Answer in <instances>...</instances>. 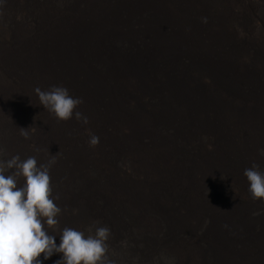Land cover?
<instances>
[{"label": "bare ground", "instance_id": "obj_1", "mask_svg": "<svg viewBox=\"0 0 264 264\" xmlns=\"http://www.w3.org/2000/svg\"><path fill=\"white\" fill-rule=\"evenodd\" d=\"M55 1L11 0L9 10L0 7V39L11 41L5 49L0 44V126L6 124V130L0 129V159L19 154L21 159L35 156L38 164L55 160L50 182L61 212L50 233L58 236L64 227L86 230L94 223L109 228L107 256L112 264H264V201L252 199L243 175L255 162L251 157H264V110L257 106V87L264 89V82H253L259 74L253 63L264 73V56L263 51L244 49L242 40L253 29L264 32V0H147L144 5L151 11L140 31L127 21L134 14L133 0H79V6L72 5L79 2L75 0ZM27 30L34 32L32 48H25V36H17ZM127 35L143 39V47L135 48L131 37L119 40ZM167 38L174 39L172 49L171 42L161 40ZM240 38L243 43L237 45ZM199 42L210 48L208 56L203 57ZM244 56H250L249 64ZM199 59L207 68L198 67L199 77L191 78L190 68ZM28 62L35 65L30 68ZM39 69H45L44 83L31 85ZM198 79L210 87L187 86V80ZM52 85L82 98L74 113L87 117V124L75 114L58 120L40 105L34 90ZM143 110L152 123L149 132L139 128ZM111 120L120 128L130 121L134 136L115 137ZM202 123L213 133L214 150L199 155V168L182 144L188 138L192 150L204 151L198 141L206 134ZM30 124L33 132L25 139L21 127L28 130ZM72 126L80 133L78 142ZM93 134L98 137L94 146L89 144ZM137 137L150 142H136ZM258 165L264 171V161ZM201 168L206 187L223 180L225 197L203 196L208 189L197 176ZM117 173L120 179H115ZM233 190L249 202L237 201ZM188 192L200 198L196 208L186 200ZM203 214L206 219L200 220ZM189 223L200 232L194 233ZM60 255L44 264H53Z\"/></svg>", "mask_w": 264, "mask_h": 264}, {"label": "clouds", "instance_id": "obj_2", "mask_svg": "<svg viewBox=\"0 0 264 264\" xmlns=\"http://www.w3.org/2000/svg\"><path fill=\"white\" fill-rule=\"evenodd\" d=\"M34 91L40 105L56 119L68 120L75 114L87 124V117L74 113L82 98L72 96L66 87L52 85ZM20 134L28 138L26 128L21 127ZM97 143L98 137L91 135L89 144ZM54 163L38 164L35 156L21 159L19 154L0 159V264H44L54 254L61 255L53 264H112L107 256L109 228L94 223L86 230L64 227L58 236L50 233L61 212L54 203L58 197L52 196L50 168ZM243 175L252 199L264 201V171L253 162Z\"/></svg>", "mask_w": 264, "mask_h": 264}, {"label": "rangeland", "instance_id": "obj_3", "mask_svg": "<svg viewBox=\"0 0 264 264\" xmlns=\"http://www.w3.org/2000/svg\"><path fill=\"white\" fill-rule=\"evenodd\" d=\"M5 1V2H4ZM15 1H17V3H19V2H21V0H15ZM47 2H49V0H46ZM75 1H79V0H75ZM74 1V2H75ZM101 1V0H100ZM2 2H3V5L2 6H0V7H6L7 6V8L9 7V5H11L10 4V2H11V0H3V1H1L0 2V4H2ZM7 2V3H6ZM53 2H55L56 4H58V1H55V0H53ZM135 3H136V6H135ZM144 3H145V5L147 4V0H144V1H142V0H137V2L136 1H134L133 0V4H132V7L134 6V14H136V15H134V14H132V13H130V17H129V19H127V21H129V23L131 24V22H132V24L134 25V31H140L141 30V23H142V20H143V17L145 18L147 15V13H150V11H151V9L150 8H148V6H145L144 5ZM81 4V1H79V2H77V3H73L72 5L74 6V5H76V6H79ZM142 6H143V8H142ZM127 8H129V7H127ZM140 8V9H139ZM146 8V9H145ZM82 9H84V8H81V10ZM130 9V8H129ZM143 9V10H142ZM8 10H9V8H8ZM144 11V12H143ZM146 11V12H145ZM86 12H87V10H86ZM173 13H176L177 15L180 13V12H178V11H174V9H173ZM138 14H140V15H138ZM86 15V14H85ZM89 16H91V15H89ZM131 18H133L134 19V21H133V19H131ZM136 18H138V19H136ZM136 19V20H135ZM160 20L158 19V21L157 22H159ZM256 20H254V23H257V21L255 22ZM156 21H154V23H157ZM28 23H30L31 25H35V26H37L36 24H37V22L35 23L33 20H31L30 19V21L28 22ZM90 23V22H89ZM88 23V24H89ZM130 24H129V26H130ZM86 27V25L84 26V28ZM98 28H100V27H98ZM26 29H28V28H26ZM90 31L89 32H91V30H93L92 29V24H91V26L88 28ZM137 29V30H136ZM96 29H94V31H95ZM28 31V30H27ZM253 31H254V34H250V36L249 35H246V36H244L243 37V41H244V43H243V41L241 40V38L240 39H237V43H239V44H237V45H241L242 43H243V47H244V49H246L245 47H247L248 49H250V50H253V52L254 53H260L261 52V54H262V51H263V56H264V32L263 31H261V30H256V29H253ZM256 31H258L257 33H256ZM261 31V32H260ZM19 33L17 34V36L20 38V39H23L22 37H24L25 36V38H24V40L22 41L23 43H24V41L26 42V46H25V48H32V47H34L35 46V42H36V40L34 41L33 40V38H32V36L31 35H33V33L34 32H30V31H28L29 33H27L26 35H24V34H22V33H20V31H18ZM89 34V33H88ZM95 34V33H94ZM20 35V36H19ZM128 36V37H127ZM126 37H125V39H119V40H121V41H126L127 39H129L130 37H131V39L133 40V42H134V47L135 48H142L143 46H141L142 44H143V39L141 40V39H139L136 35H127ZM26 37H28V38H26ZM92 37V36H91ZM258 37V38H257ZM32 38V40L31 41H29L28 39H31ZM135 38H138V39H135ZM257 40H256V39ZM249 39V40H248ZM3 39H0V44H1V47L2 48H6V47H9L10 45H9V43H11V41H7V39H4L3 41H2ZM161 40H165V41H167V42H171V44L169 45V48L170 49H172L173 48V43H174V39L173 38H167V39H161ZM185 40H187V39H185ZM240 40V41H239ZM251 40H252V42H251ZM247 41V42H246ZM8 42V43H7ZM37 42H38V40H37ZM256 42V43H255ZM28 43V44H27ZM182 43L183 42H181V43H179V45H182ZM254 43V44H253ZM178 44V43H177ZM261 44V46H259ZM198 45L200 46V48L204 51V55H203V57H205V56H208L209 55V53H208V51L207 50H209L210 48H208V47H206L205 45H203L201 42H199L198 43ZM248 45L250 46V47H248ZM123 46H125V45H123ZM156 46H154L153 48H155ZM205 47V48H204ZM236 47H238V46H236ZM257 47V48H256ZM117 48H118V50H120V47H119V44H118V46H117ZM256 50V51H255ZM258 50V51H257ZM122 51V50H121ZM248 51V50H247ZM250 56H251V54L250 53H248ZM189 56H192V55H190L189 54ZM250 56H244V57H241L242 59H243V61H244V63H247V64H249L250 63ZM181 57V56H180ZM183 57H181V64H185L186 63V60L183 58ZM202 60V61H201ZM249 60V61H248ZM27 61H30V60H27ZM185 61V62H184ZM199 62V63H198ZM197 63H196V65H195V67H192V68H190V70H191V78H193V77H195L197 74H198V71H197V69H198V67L199 68H201L202 69V67L203 68H207V67H205V66H202L203 64H204V59H199V61H198ZM238 64L237 65H239V62L238 61H236ZM249 62V63H248ZM254 62H256L257 63V61H254ZM30 63V64H29ZM32 63V64H31ZM200 63H201V65H200ZM256 63H253V65L254 66H256V68H254L253 70H255L257 73H259V74H254L255 76H254V78H253V82L255 81L256 83H261V82H264V73H263V71H261L260 69H262L261 67H259V64H256ZM27 64V63H26ZM34 63L33 62H28V66L30 65V68L32 67V66H34L33 65ZM198 65V66H197ZM196 68V69H195ZM259 68V69H258ZM40 70V72L39 73H34V77H32V78H34V79H32V82H31V85H34V84H40V86L41 85H43V81H44V77H45V74L43 73L44 71H45V69H39ZM42 70V71H41ZM193 70H195V71H193ZM236 71H237V69H236ZM260 71V72H259ZM197 73V74H196ZM229 73V72H228ZM263 73V75H261ZM44 74V75H43ZM192 74H193V76H192ZM195 74V75H194ZM233 74V71H231L230 72V75H232ZM39 75V76H38ZM43 75V76H42ZM160 75V74H159ZM37 77V78H36ZM199 76L197 75V78H198ZM36 79V80H35ZM42 79V80H41ZM187 79V78H186ZM205 79V78H204ZM263 79V80H262ZM35 80V81H34ZM233 79H231V80H229V82L231 83L230 84V86H231V88H233V89H235L236 88V86H237V84H235V82L234 81H232ZM39 81V82H38ZM155 81H156V79H154L153 80V83H155ZM258 81V82H257ZM239 83H240V87H241V85L245 88V82L243 81V80H239L238 81ZM196 83H198L199 85H201V86H203L204 88H207V87H210L203 79H198V80H187L186 81V84H187V86L189 87V88H191V86H194V84H196ZM148 84H150V85H153L150 81L148 82ZM155 85V84H154ZM249 86H250V84H249ZM248 86V87H249ZM155 87V86H154ZM248 87H247V89H248ZM257 87V86H256ZM255 87L254 86H252V89H254ZM45 88L43 87L42 88V90H44ZM257 89L260 91L259 92V95H260V100H259V103L257 104V106H258V108L259 109H261V110H264V89H260L259 87H257ZM130 90V89H129ZM209 90V89H208ZM210 92H213L211 89L209 90ZM257 95H258V93H257ZM30 96H32V95H30ZM214 96H216L218 99H223L224 98V100H227L228 98L227 97H225L224 96V94H223V96H220L217 92H215L214 93ZM34 97V96H33ZM220 97V98H219ZM222 97V98H221ZM262 98V99H261ZM138 99L142 102V99L141 98H139L138 97ZM228 101V100H227ZM262 101V102H261ZM145 103H147V102H145ZM145 103H143L142 102V104H145ZM135 104V103H134ZM149 104L147 103V104H145V108L146 107H148V108H150V105L148 106ZM238 109V108H237ZM103 111V109H101V112ZM149 111V110H148ZM217 111V110H216ZM99 113H100V110L98 111ZM220 113H223L222 111H219ZM218 111L216 112V113H219ZM144 113H145V111L143 110V113H142V115L141 114H139L140 115V118H141V125L142 126H140L139 128H141V127H143L145 130H143L144 132H149V131H147V130H152L151 129V125H152V123H151V121L149 120V119H147V117H145L144 116ZM212 114V113H211ZM142 116V117H141ZM145 117V118H144ZM144 118V119H143ZM209 118H211V119H213V120H215V118L212 116H210ZM147 119V120H146ZM251 121L253 120V118H251L250 119ZM112 121V123H110V124H112V125H114V124H116L115 125V127H113V129H115L116 128V130L118 131V132H116V133H113L114 135H116L117 133H119V134H121V136L123 137V139L124 140H126L127 138V140H129V139H131L134 135L132 134V132L131 131H133V128H132V123L130 122V121H127L125 124H121V128H120V125H118L117 126V124H119V122L118 123H116V121H113V120H111ZM136 122H138L137 120H135ZM144 121V122H143ZM115 122V123H114ZM253 122V121H252ZM204 123V122H203ZM202 123V126H203V128L202 129H205L204 131H205V133L206 134H202L199 138H198V141L200 142V143H202L203 144V148H204V151L203 152H201L200 154H199V151H198V147H197V149H195V151H194V149L192 150L190 147L191 146H189L190 144H191V141L187 138L184 142H183V146L186 148V151L188 150L189 151V154H190V156H189V158L190 159H196L195 160V164H196V162L197 161H199V155H202V153H210V154H213L211 151H213L214 150V148H213V144H212V138H213V133L209 130V128H207V127H205V125ZM74 124H75V122H74ZM144 124V125H143ZM151 124V125H150ZM212 125H214V122H212L211 123ZM108 124H102V126H107ZM126 125H128V126H130V127H128V126H126ZM75 126V125H74ZM123 126H125V127H123ZM221 126V122H219V127ZM111 128H112V126H110ZM33 126L30 124V128H29V126H28V134H31L32 132H33ZM119 128V129H118ZM138 128V129H139ZM0 129H4V130H6V124H2L1 126H0ZM75 130V127H73L72 126V130ZM126 129V130H125ZM30 130V131H29ZM67 131L69 130V129H66ZM70 131V130H69ZM76 131V130H75ZM123 131V132H122ZM77 133V135H75V136H77V137H75V140H77V142L79 141V139H80V133L78 132V131H76ZM131 133V134H130ZM151 136H153V134H152V132H151ZM199 135L197 134V137H198ZM210 138H209V137ZM115 137H117V135L115 136ZM154 137V136H153ZM77 138V139H76ZM138 138V139H137ZM137 138H135V140H136V142L137 141H139L140 139H141V141H140V143H145V144H148L150 141V139L149 140H147L146 138H141V137H137ZM191 138H193V137H191ZM208 138H209V140H208ZM144 139V140H143ZM193 139H196V138H193ZM201 140V141H200ZM120 141V140H119ZM154 141V140H153ZM187 141H188V143H187ZM161 142V141H160ZM204 142V143H203ZM153 143V142H152ZM190 143V144H189ZM156 144V142H154V145ZM186 144V145H185ZM188 145V146H187ZM210 146H212V147H210ZM131 147V146H130ZM196 147V146H195ZM202 147V146H201ZM165 149V148H164ZM176 151V149H174L173 151H172V153L174 154V152ZM193 152V153H192ZM101 155H103V156H107L108 154L105 152V153H103V151L101 150ZM260 157H261V159H260ZM255 159V163L256 164H260V162H262V161H264V157L260 154L258 157H251V160H254ZM211 164V163H210ZM197 165V164H196ZM198 166V165H197ZM218 166V165H217ZM199 167V166H198ZM219 167V166H218ZM200 168V167H199ZM200 170V169H199ZM201 171L203 172V170H202V168H201V170H200V173H201ZM121 173V172H120ZM200 173L197 175V176H199V177H203L204 176V174L203 173H201V176H200ZM121 174H123V173H121ZM121 174H119V173H117V175L116 176H114L115 177V179H120V178H118V177H120V175ZM103 175V174H102ZM127 175H132V172L130 171V170H128V174ZM196 176V177H197ZM196 177H194V181H196V180H198ZM196 178V179H195ZM219 178V177H218ZM204 179V180H203ZM203 179H202V183L204 184V186L203 187H206L205 185V183L206 182H204L205 181V177H203ZM134 181H136L137 183H139V184H141V182H142V179H140V178H138L137 176H135L134 175ZM223 180H213L210 184H211V188H210V186H208V187H206L207 189H208V192H206L203 196H206V198L207 199H210V200H212V197H213V194H215L216 196H218L219 198L220 197H225L224 195H223V192H221V188H222V186L224 187V185H222L223 184V182H222ZM195 183H197V181L195 182ZM221 184V185H220ZM109 187H110V185H109ZM206 189V190H207ZM211 189V190H210ZM205 190V191H206ZM220 190V191H219ZM143 191H145V190H143ZM234 191V195H235V197H237L236 198V200L237 201H239L240 203H242V202H244V201H246V202H249V200H248V198L242 193V194H240V191L238 190V192H237V190H233ZM178 193V192H177ZM210 193V194H209ZM188 194L189 195H187L188 196V199H186V200H188L189 202L188 203H190V204H192L193 205V207H195V205H199L198 203H200L199 202V200H200V198H196L195 196H192L193 194L190 192H188ZM191 194V195H190ZM212 194V195H211ZM219 194V195H218ZM245 196V197H244ZM241 197V198H240ZM195 200H194V199ZM197 199V200H196ZM198 203H197V202ZM201 201V200H200ZM196 208V207H195ZM198 211L200 212V211H202L199 207H198ZM203 211H205V210H203ZM206 219V214H203V218L202 219H200V220H205ZM149 220V219H148ZM190 224V226H192V224L191 223H189ZM195 226V228L192 226V228H193V232L194 233H196V234H198L199 232H200V230H201V228L199 227V226H197V225H194ZM198 230V231H197ZM208 236V237H207ZM205 238H206V240H208V239H210L211 237H210V233L209 234H205ZM196 238H194L193 240H195ZM193 240L190 242V243H195V242H193ZM200 242V246H202V242H201V240L199 241ZM176 253H177V251H176ZM178 254V253H177Z\"/></svg>", "mask_w": 264, "mask_h": 264}]
</instances>
